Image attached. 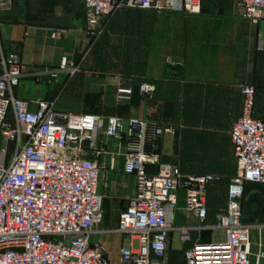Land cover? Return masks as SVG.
<instances>
[{
  "label": "crops",
  "instance_id": "crops-1",
  "mask_svg": "<svg viewBox=\"0 0 264 264\" xmlns=\"http://www.w3.org/2000/svg\"><path fill=\"white\" fill-rule=\"evenodd\" d=\"M87 26L85 0H0V74L2 56L16 51L27 69L49 71L41 78H23L15 88L20 98L55 100L60 111L116 115L125 128L133 117L172 127L174 132L159 140L158 150L165 161L176 157L173 163L185 173L217 177L207 191L208 222H214L216 213L226 208L228 187L238 170L230 133L242 114L245 85H255L254 116L264 119V21L246 18L240 0H201V12L194 15L121 9L96 41ZM58 27L68 33L54 40L50 29ZM68 61L80 65L74 76L61 69ZM144 83L154 86L151 94L141 93ZM121 86L133 90L129 102L118 101ZM100 138L109 153L100 158L99 191L104 195V172L112 190L108 198L104 195V219L92 242H101L110 263L120 264L125 236L117 232L119 216L135 192L136 177L123 170L126 140ZM202 158L209 164L189 166L192 159ZM148 170L155 172L156 167L149 165ZM184 204L182 190L175 225L197 224ZM242 204L243 221L254 225V261L264 253V185L246 183ZM198 236L192 233L194 241ZM202 238L223 241L225 234L207 230ZM191 244L172 232L170 264L183 263Z\"/></svg>",
  "mask_w": 264,
  "mask_h": 264
},
{
  "label": "built area",
  "instance_id": "built-area-1",
  "mask_svg": "<svg viewBox=\"0 0 264 264\" xmlns=\"http://www.w3.org/2000/svg\"><path fill=\"white\" fill-rule=\"evenodd\" d=\"M240 4L246 18L264 21V0ZM85 5L87 32L94 41L124 8L201 12V0H85ZM50 30L54 40L68 33L63 27ZM1 65L0 264H111L105 246L92 242L104 219L100 158L109 153L100 134L126 140L123 170L136 177L135 192L119 216L117 232L125 236L120 264H170L174 231L183 244L192 243L184 262L176 264H261L262 251L251 260L254 225L242 219L245 184L264 185V119L254 116L255 85L243 87L242 114L230 133L238 170L228 187L226 208L210 223L207 191L217 177L185 173L164 160L157 145L174 132L172 127L133 117L125 128L116 115L60 111L55 100L20 98L15 88L23 78H41L49 71L27 69L16 51L3 55ZM61 69L74 76L80 65L68 61ZM140 91L151 94L154 86L144 83ZM116 96L129 102L133 90L118 87ZM149 165L156 171L150 172ZM182 190L184 210L197 220L195 225H175ZM207 230L221 231L225 239L204 241ZM193 232L199 234L195 241Z\"/></svg>",
  "mask_w": 264,
  "mask_h": 264
},
{
  "label": "rangeland",
  "instance_id": "rangeland-1",
  "mask_svg": "<svg viewBox=\"0 0 264 264\" xmlns=\"http://www.w3.org/2000/svg\"><path fill=\"white\" fill-rule=\"evenodd\" d=\"M174 154H176V153H174ZM173 160L174 161H172V162H177L176 161L177 160L176 157H174ZM192 161H193V159L189 162V166H193V165L199 166V165L209 164V161H208L207 158H202V159H199V160L196 159L194 163ZM102 187H103L104 195L106 196V198H108L110 196V190H112V189L110 187V175L108 173H106V172L103 173ZM205 239H207V237Z\"/></svg>",
  "mask_w": 264,
  "mask_h": 264
},
{
  "label": "water",
  "instance_id": "water-1",
  "mask_svg": "<svg viewBox=\"0 0 264 264\" xmlns=\"http://www.w3.org/2000/svg\"><path fill=\"white\" fill-rule=\"evenodd\" d=\"M178 68H179V67L177 66V67H175L174 69L177 70Z\"/></svg>",
  "mask_w": 264,
  "mask_h": 264
},
{
  "label": "trees",
  "instance_id": "trees-1",
  "mask_svg": "<svg viewBox=\"0 0 264 264\" xmlns=\"http://www.w3.org/2000/svg\"><path fill=\"white\" fill-rule=\"evenodd\" d=\"M204 241H210V240H205V239H203Z\"/></svg>",
  "mask_w": 264,
  "mask_h": 264
}]
</instances>
